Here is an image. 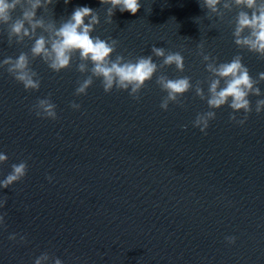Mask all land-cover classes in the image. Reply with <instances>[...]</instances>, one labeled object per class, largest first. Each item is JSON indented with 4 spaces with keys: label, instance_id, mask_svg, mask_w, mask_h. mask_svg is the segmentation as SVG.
<instances>
[{
    "label": "clouds",
    "instance_id": "1",
    "mask_svg": "<svg viewBox=\"0 0 264 264\" xmlns=\"http://www.w3.org/2000/svg\"><path fill=\"white\" fill-rule=\"evenodd\" d=\"M31 5L30 8L23 6V0H0V24L9 26L10 35L17 37L28 36L29 29L25 27V23L31 26L34 32L37 27H42V21L36 20V9L40 7V0H27ZM65 4L69 0H64ZM101 5H108L107 17L108 23H111V18L118 9L121 13L128 12L136 15L141 8L140 0H99ZM47 3H52V0H47ZM220 0H202L200 7L208 9L211 13L218 12L217 5ZM236 5H243L252 10L249 12H240L237 18L236 27L234 30L235 44L238 46H247L250 51L260 54L264 57V3L258 5L257 0H235ZM21 7V15L19 18H13L12 13ZM228 7L227 4L224 5ZM86 18L88 22L86 23ZM100 23L98 13L87 6L76 7L70 15V18L64 22L56 31L55 38L51 40L50 48L46 47L48 41L41 36L35 40L31 48L32 56L41 57L44 63L53 72L59 73L62 70L71 67L73 54L78 53L81 61L90 62L91 74L83 80H78V87L75 89V95H86L88 88L94 83V78L101 80L102 87L105 93L116 90L129 91V95L133 99H139L141 90L146 83L153 79V76L158 72L160 65L153 61V56H140L135 59H125L123 55H115L118 41L109 38L108 40L101 39L99 36H93L95 26ZM245 29H249L248 36H243ZM203 48V44L197 46ZM151 51L156 57H163L162 65L172 66L183 72L185 69L184 57L180 52H171L164 48L153 46ZM202 56L203 61L210 60V54H205L202 51L198 53ZM6 67V71L19 83L23 85L25 90H39L40 78L36 71L30 67V61L26 53H20L17 58L8 57L0 61V68ZM77 70L84 73L88 70L87 63H80ZM206 70L213 73L214 76L223 78L225 86L220 88V79L211 80L207 98L209 109H220L224 105H228L233 113L240 112L245 114L240 120H236L234 114H230L229 119L236 121L239 124H244L248 114L252 112L249 96H260L261 90L255 85L257 80L253 79L249 74V69L242 63V58L237 55L230 62L214 64L206 63ZM259 80H264V72L259 73ZM156 84L166 93L163 97L160 107L167 110L170 102H177L185 93L192 90L193 85L191 78L184 76L175 79H170L165 75L156 77ZM219 89V90H218ZM195 94L201 100L205 98L204 91L201 87L195 88ZM73 109H79L80 105L73 102L70 105ZM56 105L50 98L38 99L33 105V111L36 116L48 119H57ZM264 110V99H259L255 104V112L257 114ZM216 112L209 110L198 113L195 120L192 122L193 127L200 129L206 134V129L209 127V122L215 119ZM186 127V126H185ZM8 157L0 153V163L6 162ZM12 171L5 179L0 181V187L8 188L10 185L22 180L28 170L26 162L11 165ZM49 179H51L49 177ZM2 206V205H0ZM3 216L0 215V220ZM15 239V235L9 237ZM24 238L21 237V240ZM229 243L235 241L234 237H226ZM35 264H40L39 259ZM55 264H62V261L57 258Z\"/></svg>",
    "mask_w": 264,
    "mask_h": 264
}]
</instances>
